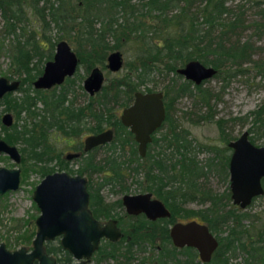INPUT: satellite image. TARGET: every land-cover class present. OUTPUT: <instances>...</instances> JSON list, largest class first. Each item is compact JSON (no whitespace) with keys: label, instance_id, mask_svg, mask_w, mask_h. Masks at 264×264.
I'll list each match as a JSON object with an SVG mask.
<instances>
[{"label":"trees","instance_id":"1","mask_svg":"<svg viewBox=\"0 0 264 264\" xmlns=\"http://www.w3.org/2000/svg\"><path fill=\"white\" fill-rule=\"evenodd\" d=\"M71 1L0 0V19L4 23L5 31L14 35L15 29L18 27L15 24L21 23L19 13L27 7L32 14L37 15L42 25V33L45 31L44 27H48L50 24L55 27L62 25V29L66 30V26L74 22L75 16L70 14L75 12L74 9L77 7L76 10L81 12V23L84 24L81 37L89 49L85 57L79 51L76 53L80 64L83 60H89L86 71L97 65L103 66L106 51L109 50L105 44L104 36L110 35L116 41H120V36L127 38L126 31L128 30L130 33L132 31L150 33V38H147L148 42H144L145 49L130 63L129 71L121 77H115L109 81V84L102 87L100 93L94 98L93 107L75 108L71 100L66 105L65 103L68 101L66 97L69 92L63 90L57 96L50 98L40 97L39 94L37 99L41 101L43 109L42 113L37 114L31 110L34 103L29 102L27 89L19 90L20 96L14 99L17 116L24 112L25 115L31 114L32 117L38 119L32 124L30 130H26L22 125L20 130L14 129L13 132L6 133L5 140L9 144H22L21 151L26 152V157L34 162L49 160L50 157H46L51 149L49 140L55 133L71 137L79 136L85 131L100 132L104 123L109 124L112 118L110 105L128 103L132 93L146 85V82L151 81V79L149 80L150 76L172 75L164 87V95L168 101L166 106L182 97H191L202 107L208 109L211 94L202 89L201 85L195 86L183 80L176 74V69L188 61L195 60L203 66L215 69L216 74L213 78L224 74L228 76V70L232 68L235 69V72H242L240 67L242 64L250 62L253 49L248 41H241V34L248 28H253L256 32L264 30V0L255 1L257 20L249 24H245L244 14L239 5L229 7L226 0H140L138 5L131 4V0H73L72 5H69ZM115 14L126 15L132 20H136L138 17L146 18L149 23L144 24L139 21L129 23L124 18L122 24H118ZM98 19L100 21L105 19L106 22L101 23L103 25L100 30H94L92 24ZM35 36L38 37L37 32H30L23 42L16 43L12 65L17 77L25 75L24 79L31 78L32 80L35 75L40 73L34 68H29L32 59L40 61L42 57L39 45L34 41ZM26 46H29L30 49L27 50ZM31 71L34 73L36 71V73L31 75ZM123 88L126 90L125 97L120 96L122 93L124 94L121 90ZM168 96L169 99H167ZM251 115L255 137H264V105ZM88 118L91 120V124L85 126ZM211 118L212 114L207 112L200 117V120L210 121ZM222 124L221 120L216 121L217 129L221 134L223 133ZM116 125H118V121L114 119L113 126ZM187 137V132L182 128H177V125L174 124L170 127V133L163 140L166 149L172 151L168 155H163L165 156L163 161L152 160L151 162L150 156V164L146 167L147 180L149 182L156 180L157 193L165 185L162 183L163 180L175 186L171 187V192L164 194L163 197L165 201L169 198L173 199L170 204L172 213L170 222L173 218L185 219L194 216L207 224L209 230L217 236L218 240V247L209 264H229V259L237 256L242 258L239 264H264V224H261L259 228L251 227L249 229L241 225L240 218L238 216L237 218L233 213H230L229 216L215 214V197H211L209 191L204 192L197 182L204 175V171L203 167L193 160V156H190L191 143ZM116 141L121 145L127 143V140L120 139V135ZM115 147L116 143H112V148L115 149ZM36 149H39L38 152L35 151ZM130 153L123 160L121 156L96 160L94 155L88 154L80 162L77 172L79 175H86L89 179L93 175L100 174V182L97 184L99 187L121 186L124 175L135 177L140 166L134 147ZM170 156L175 158L172 167H177V173L173 179H170L168 175ZM209 164L207 168H209ZM42 169L44 175L46 171L44 168ZM154 169L158 171V176L152 174ZM91 188L93 192L90 197V205L93 206L94 218H113L112 212L116 207H120L119 202L114 205L104 204L97 190H94L93 186L90 187V190ZM206 195L211 205L205 215H198V212L195 215V212L184 211L179 207V204L185 202L195 200L198 203L202 202ZM118 220L121 226H124L122 218ZM128 223L126 228L134 229V232H125L130 240L126 241L123 238L118 244L102 242L93 256L95 264L108 262V260H111L113 264H129L134 255L144 250L143 242L147 241L149 245L153 244L156 232H152V230L159 227L157 223L143 219H133ZM225 229L226 232H223ZM164 230L167 231L165 227ZM223 233L224 236H221ZM162 241H167V238H163ZM45 250L61 263L69 261V255L60 249L57 242L47 245ZM164 251L167 257H185L189 263L199 264L194 263L196 253L192 249L184 248L176 251L171 246H165L158 252V256H161L160 253Z\"/></svg>","mask_w":264,"mask_h":264},{"label":"rangeland","instance_id":"2","mask_svg":"<svg viewBox=\"0 0 264 264\" xmlns=\"http://www.w3.org/2000/svg\"><path fill=\"white\" fill-rule=\"evenodd\" d=\"M255 1L257 0H226V4L229 7L239 5L244 14L245 24H249L257 20V16L255 15L257 12V8L254 4ZM72 3L73 0L69 2V5H72ZM130 3L138 5L140 0H131ZM76 9L78 8L76 7L74 9L75 12L70 14L71 16H75L74 22L69 23L66 26V30L62 29V25H60V27H55L53 24H50L48 27H44V33H42V25L37 15H35V13L32 14L27 7L23 8L19 13L21 15V23L15 24L18 26L14 31L16 35L7 33L3 27L4 23L0 19V77L9 78L10 80H23L24 75L20 77L16 76L12 65V58L15 54L16 43L23 42L26 35L30 32L38 33V37H34L36 44L41 42V38H47L49 42L46 43L44 47L42 44H38L39 47L46 49L44 52L39 48L42 52L40 61L32 59V61L35 60L32 63L34 69L38 70L43 66L45 62L43 58L50 57L55 43L59 40L65 41L73 52L79 51L84 55L83 57H85L89 48L82 40L81 31L84 24L81 23V12ZM123 16H121V14H115L118 24H122L124 18L126 22L129 23L136 21L144 24L149 23L146 18L138 17L136 20H132L126 15ZM105 22V19L101 21L98 19L92 24V28L94 30H100L103 25L101 23ZM69 27L71 28L69 29ZM42 34L44 35L41 36ZM126 35L127 38L125 36H120V41H116L110 35L104 36L105 44L109 48V50L106 51V55L110 52L117 51L121 54L123 62L122 69L114 74L109 73L105 68L101 69L105 76V84H109V81L113 80L115 77H121L129 71L130 63H132L135 57L145 49L144 42H148L149 39L147 38H150V33H139L137 31H132V33H130L127 30ZM241 37V41H248L252 46L253 54L250 57V62L241 65L240 70L242 72H235V69L232 68L228 70V76L224 74L220 77L209 79L201 85L202 89L207 90L209 94H211L208 109L202 107L191 97H182L173 102L169 108L171 119L180 128L188 131V139L191 140L190 156H194L192 158L197 161L200 166H204L212 155L207 148L222 150L225 146V144L220 141L214 123L215 121L221 120L225 122V124H223L225 134H227L228 137L237 138L243 131H248V129L252 128L251 124L253 117L251 114L264 105V30L256 32L253 28H248L241 34ZM50 44H52V47ZM26 48L27 50L30 49L29 46H26ZM88 61L89 60L82 61V65L78 68L76 75L73 77V86L77 93L76 100L78 104L85 103L87 99L85 92H83L82 89L80 90L78 86H82L81 83L88 74V71H85L89 66ZM97 67L99 68L98 65ZM159 67L161 68V66ZM33 73L34 71L30 74L32 75ZM171 76L172 75L150 76L149 80L151 79V81L146 82L145 87L153 91H164V87L167 85L168 79ZM25 86L26 82L23 83V87ZM13 96L18 95L14 93ZM169 98L168 96L167 99ZM3 108L4 107L0 105V111ZM207 112L212 114L211 120H200V117ZM251 137L254 138L253 141L256 145H264V137H255V133H253ZM60 138L59 136L57 139L51 140V142L53 143L55 151L62 153L63 156L66 152L70 151V148H68L65 141L60 140ZM19 147L20 146H17V148ZM95 156L97 159H102L104 152H97ZM54 165L55 161L48 164L49 167ZM14 166L15 164L6 156L0 155V167L11 169L14 168ZM27 167L28 165L25 163L23 167H20V164L17 165V168L21 170ZM70 167L73 169L76 167L74 162H70ZM134 178L135 177L130 178L127 176L123 180L121 186H115L112 190L108 187H104L100 190V195L106 203H114L119 200L123 194H135L136 184ZM92 180L95 186L98 179L93 177ZM39 181L40 176L34 171H26L24 177L20 175V185L16 191L0 196V243H3L8 251L16 250L19 247H24L29 251L31 248L33 234L31 237H29V234L35 232L34 220L39 214L32 202L31 196L34 187ZM205 181L206 182L203 183L204 188L209 189L213 193L221 194L225 191V183L218 181L214 175L208 176ZM125 189L126 192H122V190ZM183 208L196 211L201 207L195 203H189ZM115 212L121 215L123 209L116 208ZM247 212L248 214H254L260 221H264V199H257Z\"/></svg>","mask_w":264,"mask_h":264},{"label":"water","instance_id":"3","mask_svg":"<svg viewBox=\"0 0 264 264\" xmlns=\"http://www.w3.org/2000/svg\"><path fill=\"white\" fill-rule=\"evenodd\" d=\"M106 62V68L110 72H117L122 65L118 52L109 54ZM76 63L68 46L64 42L58 43L52 61L45 64L42 76L34 82V87L48 88L61 83L64 77H70L74 73ZM176 73L185 81L198 86L211 79L216 71L192 60L178 68ZM102 83L103 75L95 68L84 80L83 86L92 95L100 90ZM16 88V82L9 83L5 78H0V98ZM3 118L8 119L9 116L5 115ZM163 118L162 95L159 92L135 93L131 106L123 110L121 123L134 134L139 155H143L145 145L150 141L149 134L159 126ZM110 137L109 131L87 137L84 140V151L108 142ZM246 138L247 134L244 132L229 144L233 150L229 161V189L232 202L239 204L241 208L252 197L262 194L259 181L264 178V146L254 147ZM0 153L7 154L15 164L19 163L16 149L2 141ZM18 184V170L0 168V196L8 191H15ZM32 201L39 215L34 221L36 232L31 241V249L27 251L21 247L10 252L1 243L0 264H56L54 258L44 252L43 244L57 237L60 248L72 259L67 264H85L97 250L100 240L114 242L120 237L113 221L101 225L90 214L87 209L86 180L83 177L69 176L64 172L46 175L34 188ZM121 204L127 214L143 213L150 221L169 215L160 202L149 200L148 195L123 196ZM169 237L176 248H193L202 262H208L217 247V241L207 227L195 221L174 224L170 228Z\"/></svg>","mask_w":264,"mask_h":264},{"label":"flooded vegetation","instance_id":"4","mask_svg":"<svg viewBox=\"0 0 264 264\" xmlns=\"http://www.w3.org/2000/svg\"><path fill=\"white\" fill-rule=\"evenodd\" d=\"M40 41L41 42H39V43L42 44L43 47H44V45H46V43H49L47 38H41ZM60 42H64L68 46V44L65 41H63V40L57 41L55 43V45H54V49H53L52 54L50 55V57H48V60H46V58H43V59H45V62L43 64V66L40 69H38V71L40 73L35 75L34 79H32V80H31V78L24 79L25 75L23 76L24 77L23 80H25V81H23V80L22 81L10 80L9 78L7 79L5 77H0V78H5L9 83H11V82H16L17 83V88L15 90L5 93L0 98V105H2L4 107L0 111V141L4 142L9 147L15 148L17 153H18V155H19V163L15 164L14 161L7 154L0 153V155L6 156L13 164H15L14 168H11V169H6V168H3V167H0V168L6 169V170H18L19 171L18 188H19V185H20V175H21V177H24L26 171L27 172L28 171L29 172L34 171L38 176H40V181L46 175L53 174V173H61V172H64V173H66L69 176L78 175L80 177L85 178V180H86V192L88 194L87 209L89 210L90 214L94 218V216L92 214L93 206L90 205V201H91L90 197H91V193L93 192V190H92V188L90 190V187L93 186V189L97 190L98 195L103 200V197L100 195V190L102 188H104V187H108L110 190H112L116 185L112 186V187H111V185H105V186H102V187L97 186V184L100 182V180H99L100 174L93 175L91 177V179H89L84 174L83 175H79L77 171H78L80 162L84 158H86V156L88 154H91V155L95 156V154L97 152H104V156H103L102 159H104V158L107 159L108 157H113V156H121V159H122V158H125L126 156H129V154H131L130 152L132 151V149L134 147L135 151H136V154H137V156L139 158V164H140L138 172H137V174H135V178H134V181H135V184H136V190H135L136 193L135 194H123L121 196V198L116 201V202H119V204H120V207H116V208H119V209L122 208L123 209V212H122L121 215L117 214L115 212V210H114L112 212L113 213V218H107V219H96V218H94L95 220L100 222L101 225H103V224H105L107 222L113 221L115 223L116 228L120 232V237L114 242H110V241L105 240V239L100 240L98 248H99V246H100V244L102 242H108V243H111V244H118V242L123 240V238L126 241L130 240V237L125 232H128V233L134 232V229L126 228L128 226V224H129L128 222H130L133 219H139V220L143 219V220H146V221H149V222H152V223H157V225L159 227L157 229H155V230H152V232H156L155 233L156 238L153 241V244L149 245V243L147 241L143 242V245L145 247L144 250L139 252V253H137L136 255H134L130 259V263L129 264H192V263H189L188 260H186L185 257H180V256H178V257H172V256L167 257V256H165V251L160 253L161 256H158V252L161 251V249L164 248L165 246H171L176 251L182 250L184 248H189V247L176 248V247L173 246V244H172V242L170 240V237H169V231H170V228L176 223L184 224V223H187V222H190V221H195L198 224H202V225L206 226L208 231H209V233H211L214 236V238L216 239L217 247H218L217 236L214 235V233L209 230L207 224L202 222L201 220H199L198 217L189 216V217H187L185 219L178 217V218H173L172 222H170V220L172 218V213H171V210H170V204H172L173 199L169 198V199H167V201H165L163 199V197H164V194L171 192L170 191L171 187L172 188L175 187V186H173V184L171 185L169 183H166L165 180H163L162 183H164L165 185H163L160 188V190H159L160 192H158L160 194L159 195L157 193L158 190H157V186H156V180H154L153 182H149L147 180L146 167L150 164L149 163L150 162L149 157L151 156V162H152V160H157V161L162 160V159L165 160V158H164L165 156H163V155H168L172 151L170 149H166V144H165V141H163V140L170 133V127H172L176 123L171 119V117L169 115V108H170V106H171V104L173 102L170 103L169 106H166L167 105L166 103L168 101L166 100V97L164 95V91H153L152 89L147 88L144 85V86H141L138 89V91H135L134 93H132L131 100L128 103H126L125 105H115V104L114 105L112 104V106L110 105V114L112 115V118L110 119L109 124L104 123L102 130L100 132H98V133H89V132L85 131V132L81 133L79 136H71V137H65L63 135H59L58 133L53 134L52 137L49 140V146H50L51 149L49 150L48 154L46 155V157H50L49 160L39 161V162H34L33 160H29L28 157H26V154H25L26 152L21 151V149H22L21 147L23 146L22 144H9V143H7V141L5 140V134L6 133L13 132L14 129L20 130V127L22 125L25 126L26 130H30V128L32 127V124L35 123L37 121V119H38L37 117L36 118L32 117L31 114H29V115L26 114L25 115L24 112L19 113V115L17 116L16 111H15L14 99L17 98L18 96H20V94L18 92H19V90L21 88L27 89L28 100H29L30 103H34V106L31 107V110H33L35 113L38 114V113H42L41 111L43 109L41 101H39L37 99V96L39 94H40L39 95L40 97L44 96V97L50 98L52 96H57L59 94V92H62L63 90H65V91L69 92L68 97H66L67 100H68L65 103L66 105L71 100V102L73 103V106L75 108H77V107L84 108V107H88V106H90V107L94 106V98H95V96L98 93H100L102 87H104V85H105V76H104L103 72L101 71V69L105 68L107 70V68H106V66H107L106 58H107V56L109 54H111L113 52H110V53H108L106 55L103 66H101V67L99 66V68L97 66H94V67H92V68H90L88 70L87 76L83 79V81L81 83L82 86H78V88L80 90L82 89L83 92H85V94L87 96V99H86L85 103L78 104V102L76 100L77 99V93H76V90H75V88L73 86V83H74L73 77L76 75V73L78 71V68L82 64L79 63V58L77 56V53L73 52L70 49L69 46H68L69 50L74 54V56H75V58L77 60L74 73L70 77H68V76L64 77L63 80L61 81V83L55 84V85H51L48 88H35L34 87V85H33L34 82H36L37 79L42 76L45 64L50 62V61H52L53 56H54V54L56 52V45L58 43H60ZM39 43H37V44H39ZM50 46L52 47V44H50ZM43 47H39V48L42 49L45 52L46 48H43ZM46 47H48V46H46ZM114 52H117V51H114ZM119 55L121 57L120 53H119ZM34 61H32L29 64V68H33L32 67V63ZM121 61H122V58H121ZM122 66H123V62H122L120 70L122 69ZM95 68L100 70V72L102 73V75H103V83H102L101 88H100V90L98 92L93 93L92 95H89L86 92V90L84 89L83 82L88 77L90 72L93 69H95ZM120 70H118L117 72H119ZM36 71H37V69H36ZM36 71H35V73H36ZM85 71H86V69H85ZM108 72L111 73V74L117 73V72H110V71H108ZM208 80L203 81L202 83H200V85H202L204 82H206ZM24 82H26V86L25 87H23V83ZM188 82H190V81H188ZM123 89H121V90L124 92V94L122 93L120 95L121 97H125L126 96V90L125 89L123 90ZM70 92H71V94H70ZM156 92H159L162 95V105H163V110H164V118L160 122L159 126L156 127L149 134L150 141L148 143H146L145 148H144V153L141 156L138 153V144L134 140V134L130 132L128 127L124 126L121 123L120 118H121L123 110L127 109L133 103V98H134V94L135 93L150 94V93H156ZM14 93H17L18 96H13ZM5 115L9 116V118L8 119H4L3 117ZM114 119H116L118 121V125H116V126H113ZM86 120L87 121H86L85 126H89V124H91L90 123L91 120L89 118L86 119ZM217 121H219V120H217ZM214 123L216 125V121ZM223 124H225V122H223ZM223 124H222L223 133L222 134L219 133L218 129H217V131H218V135H219L220 141L222 143H224L225 146L223 147L222 150H219V149L216 150V149H213V148H207V150L209 152H211L212 155L209 158V160L204 164V166H202L203 167V171H204V175L201 176L198 179L197 182H199V185L202 187L204 192L205 191H209L210 196L211 197H215V199H214V200H216L215 201L216 202V208H215L216 209V213L215 214L217 216H219V215L220 216H224V215L225 216H229L230 213H233L234 215H236V217L238 216L240 218V224L241 225H243V226H245V227H247L249 229L251 227L252 228H254V227L255 228H259L261 224H264V221H260L259 218L256 217L254 214H248L247 210L249 208H251V206L254 204V202L257 199H259V198H263L264 199V178H261L260 181H259L260 182V187H261V190H262V194L261 195H257V196L252 197L250 199L249 203L246 206H244L243 208H241L239 206V204H234L232 202L231 192H230V189H229V161H230L231 155L233 153V150L229 147V144L235 142L240 137V135L245 132L247 134V138L246 139L252 146H254V147H262L264 145H256L254 143V141H253L254 138L251 137V135L253 134L252 128L248 129V131H243L237 138H231V137H228L227 134H225V132H224L225 128H224ZM251 127H252V124H251ZM177 128H180V127L177 125ZM216 128H217V125H216ZM183 130H185V129H183ZM106 131H109L110 134H111L110 140L108 142H105L102 145H98L96 147H93L92 149H90L88 151H84V140L87 137L93 136V135H97V134H100V133H103V132H106ZM185 131L187 132V136L189 137L188 131L187 130H185ZM126 134H128V135H126ZM119 135H120V139L121 140H127V143H124L122 145L119 144L116 141V139H118ZM56 136L57 137L60 136L61 137L60 140L65 141V144H67L68 148H70V151L66 152L63 156H62V153L55 151V149L53 148V143L51 142V140H53L55 138L57 139ZM188 140L191 143V140L190 139H188ZM112 143H116L115 149L112 148ZM17 146H20V147L17 148ZM38 150L39 149H36L35 151L38 152ZM61 156H62V158H61ZM95 158H96V156H95ZM170 159L171 160L168 162V175H169L170 179H173L176 176V173H177L176 172V170H177L176 168L177 167L176 168L172 167L173 163L175 162L174 156H170ZM96 160H101V159H97L96 158ZM54 161H55V165L49 167L48 164L50 162H54ZM70 162H74V164L76 165V167L74 169L72 167H70ZM24 163L28 165L27 168H24L22 170L17 168V165H19V164H20V167H23ZM208 164H209V168H207ZM198 165H199V163H198ZM55 167H56V169H55ZM153 167L155 168V165H153ZM42 168H44L45 171H46L44 175H43L44 170ZM25 169H26V171H25ZM152 174L158 176V171L156 169H154L152 171ZM210 175H214L218 179V181H220L222 183H225L226 186H225V191L224 192H222L221 194H215L212 191H210L209 189L204 188V184L203 183L206 182L205 180ZM93 177H96L98 179V182L95 183V186L93 185V180H92ZM126 177H127V175H124V179ZM130 178H132V176ZM33 191H34V189H33ZM9 192H14V191H8L6 193H9ZM122 192H126V189L122 190ZM6 193H4V194H6ZM32 194H33V192H32ZM3 195H1V196H3ZM138 195L139 196L140 195H148L149 196V200H152V201L155 200V201L160 202L163 205V207L165 208V210L168 212V214H169L168 217L157 218L154 221H150V220H148L145 217V215L143 213H139V214H136V215L127 214L125 212V210H124V207L121 204L122 197L123 196H138ZM31 199H32V196H31ZM103 202H104V204H107V205H111V204L114 205L116 203V202H114V203H106L104 200H103ZM189 203H195L196 205L201 207L200 209H198L196 211H192V212H195V215H196L197 212H198V215L199 214L200 215H205L207 213L206 212L207 209H209V207L211 205V203L208 200L207 195H206V196L203 197L202 202L198 203L197 200H195L193 202H185V203L179 204V207L182 208V210H184V211H191L189 209L183 208L185 205H187ZM33 204H34V202H33ZM34 206H35V204H34ZM35 208L37 209L36 206H35ZM38 213H39V211H38ZM180 214H184V213H180ZM119 218H122L124 226H121V224L119 223V220H118ZM128 220H130V221H128ZM34 226H35V224H34ZM122 227H125V228H122ZM164 227L167 230L166 232L164 230ZM35 232H36V227H35ZM35 232L31 233L29 235L32 236V234H33V238H34ZM223 232H226V229ZM221 236H224V233L221 234ZM33 238H32V240H33ZM163 238H167V241H162ZM56 242L59 245V238L58 237L54 238L51 241L45 242L43 244L44 252L47 255L53 257L55 262H56V264H67L69 262H72V259H71L70 255L67 252L66 253L69 255V261L65 262V263L59 262L58 259L55 256H53L51 254H48L46 252L45 247L47 245H49V244L50 245L55 244ZM143 245H142V247H143ZM4 247H5V245H4ZM217 247H216V249H217ZM19 248H21V247H19ZM98 248H97V250H98ZM5 249H6V247H5ZM189 249L194 250L193 248H189ZM216 249L211 254L210 259H209L208 262L200 261L196 251L194 250L195 253H196V257H195L194 263L209 264L211 262L212 258H213V254L215 253ZM97 250L91 255L90 261L85 263V264H95L94 260H93V256L97 252ZM62 251H64V250H62ZM241 261H242V258L240 256H237L235 258H230L228 263L229 264H239ZM33 264H36V262H33ZM99 264H113V262L111 260H108V262L99 263Z\"/></svg>","mask_w":264,"mask_h":264}]
</instances>
